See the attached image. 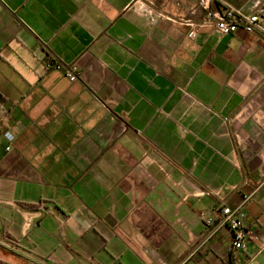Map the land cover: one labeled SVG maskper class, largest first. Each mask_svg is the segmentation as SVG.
Returning a JSON list of instances; mask_svg holds the SVG:
<instances>
[{"label": "crops", "instance_id": "1", "mask_svg": "<svg viewBox=\"0 0 264 264\" xmlns=\"http://www.w3.org/2000/svg\"><path fill=\"white\" fill-rule=\"evenodd\" d=\"M259 2L0 0V264H238L223 205L264 264Z\"/></svg>", "mask_w": 264, "mask_h": 264}, {"label": "built area", "instance_id": "2", "mask_svg": "<svg viewBox=\"0 0 264 264\" xmlns=\"http://www.w3.org/2000/svg\"><path fill=\"white\" fill-rule=\"evenodd\" d=\"M211 0H200L203 7L209 9ZM215 19L214 28L221 35L233 33L238 27L245 28L248 32H255L262 29L264 18L262 10L247 11L241 7H235L227 4L223 10L208 12ZM49 68L61 70L70 81H77L78 68L75 64H64L60 60H52L48 64ZM4 136L7 140L5 150L12 148L15 136L10 131H5ZM240 205L229 206L223 205L219 210L221 223L226 224L231 235V249L236 255L235 260L238 264H249L254 255L248 253V245L250 232L242 213H240ZM210 220L208 219L207 222ZM0 245L14 250L16 243L8 236L0 234ZM237 254H244L245 258L238 257Z\"/></svg>", "mask_w": 264, "mask_h": 264}, {"label": "rangeland", "instance_id": "3", "mask_svg": "<svg viewBox=\"0 0 264 264\" xmlns=\"http://www.w3.org/2000/svg\"><path fill=\"white\" fill-rule=\"evenodd\" d=\"M263 1H261L260 0V2H259V4H258V7H257V9L259 8V9H261L262 10V13H263V18H264V5H263V3H262ZM263 23H264V21H263ZM263 30H264V24L262 25V29L260 30L261 32H263Z\"/></svg>", "mask_w": 264, "mask_h": 264}, {"label": "trees", "instance_id": "4", "mask_svg": "<svg viewBox=\"0 0 264 264\" xmlns=\"http://www.w3.org/2000/svg\"><path fill=\"white\" fill-rule=\"evenodd\" d=\"M221 10V9H220ZM24 205H27L28 207H32V208H36L37 205L35 204H29V203H25V202H22Z\"/></svg>", "mask_w": 264, "mask_h": 264}]
</instances>
